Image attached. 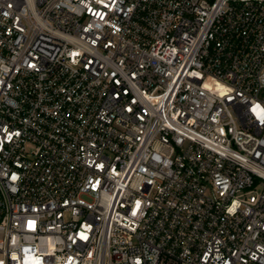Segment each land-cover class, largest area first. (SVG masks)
Instances as JSON below:
<instances>
[{"label":"built area","instance_id":"built-area-1","mask_svg":"<svg viewBox=\"0 0 264 264\" xmlns=\"http://www.w3.org/2000/svg\"><path fill=\"white\" fill-rule=\"evenodd\" d=\"M0 264H264V0H0Z\"/></svg>","mask_w":264,"mask_h":264}]
</instances>
